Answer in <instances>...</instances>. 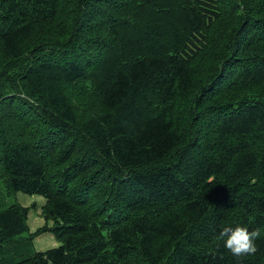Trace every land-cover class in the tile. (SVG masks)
Here are the masks:
<instances>
[{
    "label": "trees",
    "instance_id": "1",
    "mask_svg": "<svg viewBox=\"0 0 264 264\" xmlns=\"http://www.w3.org/2000/svg\"><path fill=\"white\" fill-rule=\"evenodd\" d=\"M0 182V264H264V0H0Z\"/></svg>",
    "mask_w": 264,
    "mask_h": 264
},
{
    "label": "clouds",
    "instance_id": "2",
    "mask_svg": "<svg viewBox=\"0 0 264 264\" xmlns=\"http://www.w3.org/2000/svg\"><path fill=\"white\" fill-rule=\"evenodd\" d=\"M260 235L259 229L249 231L247 227L238 225L235 227H224L220 231L218 239H222L224 241V247L233 257L239 259L254 255L257 252L255 240Z\"/></svg>",
    "mask_w": 264,
    "mask_h": 264
},
{
    "label": "rangeland",
    "instance_id": "3",
    "mask_svg": "<svg viewBox=\"0 0 264 264\" xmlns=\"http://www.w3.org/2000/svg\"><path fill=\"white\" fill-rule=\"evenodd\" d=\"M6 194V189H5V186H4V184H3V182H0V203H2L3 202V197L5 196V194ZM25 200H32V203H34L35 201H38V200H42V202L41 201H39L38 202V205H37V208H36V210L34 211V213L33 214H35L38 218H41L42 216H41V212H42V208H41V206H42V203H43V201H45V198L43 197V196H41V195H30V194H27V193H24V192H18V193H16V194H14V195H12L11 197H7V203L8 204H10V203H13V202H20V203H23ZM7 204V205H8ZM31 210L33 211L34 210V206L31 208ZM43 218V217H42ZM41 218V219H42ZM43 224H44V222H43ZM42 224V225H43ZM27 233H24V235H26ZM37 236H39V235H37ZM36 236V237H37ZM46 236H48V234H46V233H44L43 235H42V238H44L43 239V241L45 242V238H46ZM34 238L35 239V241H34V249L35 250H37V251H43V250H46V249H48V248H51V246H46V243H44L42 246L38 243V238ZM58 241V240H57ZM61 244V242H59L58 241V246Z\"/></svg>",
    "mask_w": 264,
    "mask_h": 264
},
{
    "label": "crops",
    "instance_id": "4",
    "mask_svg": "<svg viewBox=\"0 0 264 264\" xmlns=\"http://www.w3.org/2000/svg\"><path fill=\"white\" fill-rule=\"evenodd\" d=\"M42 200H38V201H35L34 203H32V200H25L22 204L25 205V206H31L33 205L34 206V210H30L29 212V225H30V230L33 232L35 230H37L39 227L43 226L45 224V219L44 217L41 219V218H38L34 213V211L36 210L37 208V205H38V202ZM45 203V201H43L42 203V206L43 204ZM41 206V208H42ZM44 222V224H43ZM43 224V225H42ZM46 234H48V236H46L45 238V242L43 241L44 238H42V235L44 233H42L41 235L37 236L36 238H38V243L42 246L44 243H46V246H51L52 247H56L58 246V241L56 239V237L53 235V233L47 231L45 232ZM35 241V239H34ZM49 249V248H48ZM44 251V250H43Z\"/></svg>",
    "mask_w": 264,
    "mask_h": 264
}]
</instances>
